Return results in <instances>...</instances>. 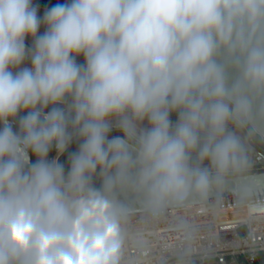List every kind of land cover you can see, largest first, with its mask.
<instances>
[{
    "label": "clouds",
    "instance_id": "9594fccd",
    "mask_svg": "<svg viewBox=\"0 0 264 264\" xmlns=\"http://www.w3.org/2000/svg\"><path fill=\"white\" fill-rule=\"evenodd\" d=\"M38 7L0 0V264H121L131 196L156 215L249 167L264 0Z\"/></svg>",
    "mask_w": 264,
    "mask_h": 264
},
{
    "label": "built area",
    "instance_id": "2783aa9c",
    "mask_svg": "<svg viewBox=\"0 0 264 264\" xmlns=\"http://www.w3.org/2000/svg\"><path fill=\"white\" fill-rule=\"evenodd\" d=\"M124 228L121 264H264V193L132 212Z\"/></svg>",
    "mask_w": 264,
    "mask_h": 264
},
{
    "label": "water",
    "instance_id": "95a60500",
    "mask_svg": "<svg viewBox=\"0 0 264 264\" xmlns=\"http://www.w3.org/2000/svg\"><path fill=\"white\" fill-rule=\"evenodd\" d=\"M46 3L63 4L68 2V0H38ZM261 135L264 140V128L258 129L256 131ZM117 136V135H116ZM78 148V144L74 147L73 152ZM254 153L259 155L260 158L256 165H264V153L255 150ZM101 181L99 177L95 178V185L100 187ZM264 193V170L258 172H249L240 175L226 177L224 183L219 186H213L209 191L208 195L201 198L198 195H193L185 201L184 204L179 206H186L192 204H198L215 199H224L231 197H241L248 195H255ZM131 208L132 212L145 210L140 199L135 196H131ZM166 207H178V205H168Z\"/></svg>",
    "mask_w": 264,
    "mask_h": 264
},
{
    "label": "flooded vegetation",
    "instance_id": "af4514ba",
    "mask_svg": "<svg viewBox=\"0 0 264 264\" xmlns=\"http://www.w3.org/2000/svg\"><path fill=\"white\" fill-rule=\"evenodd\" d=\"M33 5L34 6H37V5L39 6L38 9H37V15L42 18L43 15H44V12L47 9H50L51 7L55 6L56 4L41 2V1H38V0H33ZM43 27L44 28L42 29V33L45 31V26L43 25ZM26 43L29 46H31V44H32L31 38H27ZM77 59H78L79 63H83V57H79ZM22 66H30V62H26L25 65H22ZM23 114L24 113H21V115H23ZM171 117L172 118L175 117V119H177V116H176L175 113H173ZM230 126H232V125H230ZM232 128L235 130V132H237V134L241 137L242 141L245 144L246 154H247V157H248V160H249V165H251V166L248 167V169L254 168L253 165L256 164L258 162L259 158H260V156L256 155V153H254V151L258 150V151H261L262 153H264V151L262 149H260L258 145H255L252 142L250 143L249 135L244 129H236L234 126H232ZM112 136H116V134L110 135V137H112ZM53 152H55L54 148L52 149V151L49 154V159H52ZM33 160H35V157H33Z\"/></svg>",
    "mask_w": 264,
    "mask_h": 264
},
{
    "label": "rangeland",
    "instance_id": "374dc122",
    "mask_svg": "<svg viewBox=\"0 0 264 264\" xmlns=\"http://www.w3.org/2000/svg\"><path fill=\"white\" fill-rule=\"evenodd\" d=\"M171 119H172L173 121L176 120L175 117H173V118L171 117ZM244 130H245L247 133H248V131H249V129H244ZM111 134L121 135V133L118 132V131H116V130H113V131L111 132ZM249 138H250V140H249L250 143L252 142V143H254L255 145H258L259 148L262 149V150L264 151V140H263V138L261 137V135H260L259 133H257V132L255 131V132H253V134H252L251 136H249ZM77 144H78V142H73V144L70 145V147H69L68 150L64 153V155H62V156L60 157V161H62V159H65L66 157H68V156H69V153H70L71 151L73 152L74 147H75ZM55 156H56V151L53 152V154H52V158H55ZM249 166H251V165H249ZM253 166H254L255 170H257V171H259L258 166L261 167V165H256V164H254ZM260 170L262 171V169H260Z\"/></svg>",
    "mask_w": 264,
    "mask_h": 264
},
{
    "label": "trees",
    "instance_id": "16d2710c",
    "mask_svg": "<svg viewBox=\"0 0 264 264\" xmlns=\"http://www.w3.org/2000/svg\"><path fill=\"white\" fill-rule=\"evenodd\" d=\"M44 27H43V24L41 25V28H40V32L42 33V29H43ZM110 135H113V134H111L110 133ZM72 152V151H71ZM70 152V153H71ZM61 163H63L64 165H65V169H66V171H67V169H68V157H66L65 159H62V161H60Z\"/></svg>",
    "mask_w": 264,
    "mask_h": 264
},
{
    "label": "crops",
    "instance_id": "0c3cea01",
    "mask_svg": "<svg viewBox=\"0 0 264 264\" xmlns=\"http://www.w3.org/2000/svg\"><path fill=\"white\" fill-rule=\"evenodd\" d=\"M230 128H231L233 131H235V130L232 128V126H230Z\"/></svg>",
    "mask_w": 264,
    "mask_h": 264
}]
</instances>
